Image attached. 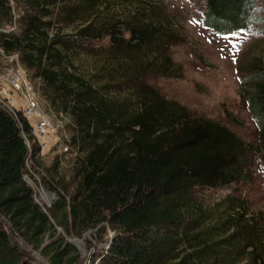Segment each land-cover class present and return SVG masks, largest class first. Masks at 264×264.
Segmentation results:
<instances>
[{
  "label": "trees",
  "instance_id": "trees-1",
  "mask_svg": "<svg viewBox=\"0 0 264 264\" xmlns=\"http://www.w3.org/2000/svg\"><path fill=\"white\" fill-rule=\"evenodd\" d=\"M127 1L137 11L129 20L114 15L97 25L95 16L111 0H0V49L19 54L42 79L55 112L70 115L71 143L80 151L76 190L45 209L24 176L31 150L23 133L32 139V126L0 106V216L12 227L10 235L0 221V264H32L14 235L50 264H79L77 246L58 227L82 235L106 223L114 235L93 264H264V207L250 199L257 149L264 151V71L250 78L255 148L150 86L171 73L166 51L175 35L154 5ZM256 1L205 0L204 21L220 35L264 27ZM69 26L76 30L64 33ZM106 38L112 50L132 57L123 76L139 84L131 111L63 66V49ZM32 150L35 156L36 143ZM228 187L212 204L200 194Z\"/></svg>",
  "mask_w": 264,
  "mask_h": 264
},
{
  "label": "rangeland",
  "instance_id": "rangeland-1",
  "mask_svg": "<svg viewBox=\"0 0 264 264\" xmlns=\"http://www.w3.org/2000/svg\"><path fill=\"white\" fill-rule=\"evenodd\" d=\"M109 3L111 7L107 5L109 8L100 10L98 16H95L97 25H100L104 18L110 19L114 15L129 20L130 15L133 16L137 12L127 0H111ZM12 4L18 15L19 9L14 1ZM143 4L158 8L161 13L158 16L163 17L162 20L168 28L164 26V29L175 35L173 42L168 43L166 51L171 55V73L150 79L151 82L147 81L150 86L167 100H174L188 107L195 115L226 124L256 148L258 129L252 112L250 78L257 72L264 71V27L253 25L246 31L220 35L204 21L205 0H137L134 6L140 8ZM254 15L264 21V0L256 1ZM54 25L57 27V24ZM75 30L74 26L65 27L64 33ZM52 32L53 30L50 31ZM17 55L18 61L6 58L4 61L7 63L3 66L9 63V66L16 67L19 64L27 71L38 92L42 109L51 116L56 126V133L51 136V145L44 149L32 132L33 138L28 139L29 148L33 154L32 148L36 143L38 151L35 156L29 155L24 173L25 179L36 191L37 201L48 209L59 198V194L69 197L76 190L78 181L74 174L79 146L71 143L73 129L70 115L55 112L42 94V79L35 76L34 70L26 68L21 63L19 54ZM62 55L64 67L104 92L106 98L123 103L129 111L136 107L139 84L136 80L129 82L127 77H123L132 57L112 50L108 38L63 49ZM2 64L3 60L0 67ZM57 138L61 140L59 143H55ZM117 141L119 143V140H116V143ZM66 145L68 150H64ZM252 171L257 183L253 185L250 199L254 206L264 207V188L260 185L264 187V151L257 149ZM49 184L55 185L56 190L50 189ZM237 187L241 189L240 185ZM231 189L232 187L215 191L203 190L200 194L207 203L212 204L223 198ZM44 192H51L50 197L55 195L50 203L45 199ZM43 194L45 198L42 197ZM0 221L9 224L1 216ZM58 231L77 246L81 255L79 264H93L114 235L107 223L88 229L82 235H67L61 227H58ZM76 237L81 238L80 243L74 239ZM13 239L32 264H50L24 240L16 235ZM239 264L250 263L249 260L242 259Z\"/></svg>",
  "mask_w": 264,
  "mask_h": 264
},
{
  "label": "built area",
  "instance_id": "built-area-1",
  "mask_svg": "<svg viewBox=\"0 0 264 264\" xmlns=\"http://www.w3.org/2000/svg\"><path fill=\"white\" fill-rule=\"evenodd\" d=\"M0 57V65L3 60L0 67V106L17 120L22 116L28 121L42 148L49 147L51 136L56 133V126L51 116L42 109L34 83L29 79L27 71L21 65L18 64L14 67L9 66L8 63V65L3 66L7 63L4 61L6 58L11 61H18L17 53L7 55L0 49ZM10 64L13 65L12 62ZM23 135L26 137L29 146L26 133H23ZM60 141V138H57L55 143ZM68 149L69 147L66 145L64 150Z\"/></svg>",
  "mask_w": 264,
  "mask_h": 264
},
{
  "label": "water",
  "instance_id": "water-1",
  "mask_svg": "<svg viewBox=\"0 0 264 264\" xmlns=\"http://www.w3.org/2000/svg\"><path fill=\"white\" fill-rule=\"evenodd\" d=\"M46 193V198H45V196H44V194ZM43 195H42V197L43 198H45V199H47L48 200V202L50 203L51 202V200H52V198L53 197H55V195H53V196H49V194L51 193V192H45ZM48 196V197H47ZM6 228H7V230H8V232H9V234L11 235L12 234V227H11V225L10 224H7L6 225ZM78 243H80L81 242V238H74Z\"/></svg>",
  "mask_w": 264,
  "mask_h": 264
}]
</instances>
